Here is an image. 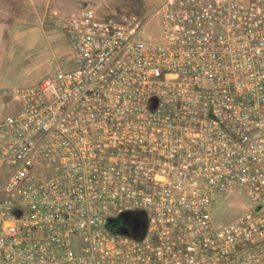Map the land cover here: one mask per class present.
Listing matches in <instances>:
<instances>
[{
	"label": "built area",
	"instance_id": "1",
	"mask_svg": "<svg viewBox=\"0 0 264 264\" xmlns=\"http://www.w3.org/2000/svg\"><path fill=\"white\" fill-rule=\"evenodd\" d=\"M144 1L69 19L70 68L8 93L0 264H264V0Z\"/></svg>",
	"mask_w": 264,
	"mask_h": 264
},
{
	"label": "rangeland",
	"instance_id": "2",
	"mask_svg": "<svg viewBox=\"0 0 264 264\" xmlns=\"http://www.w3.org/2000/svg\"><path fill=\"white\" fill-rule=\"evenodd\" d=\"M59 5L63 18L61 17L58 32L50 37L39 38L33 45V51L11 58L10 64L0 71V120L15 113L19 107L18 102L8 93L44 79L50 74L53 64H58L64 69L70 68L69 19L84 16L133 20L149 9L148 2L144 0H59ZM160 33V16H155L145 26L143 35L147 39L158 40ZM223 201L217 203L212 212V217L217 222H226L234 218L243 202L229 200L226 207L227 204ZM244 202L247 204L248 200Z\"/></svg>",
	"mask_w": 264,
	"mask_h": 264
},
{
	"label": "crops",
	"instance_id": "3",
	"mask_svg": "<svg viewBox=\"0 0 264 264\" xmlns=\"http://www.w3.org/2000/svg\"><path fill=\"white\" fill-rule=\"evenodd\" d=\"M61 9L59 0H0V71L33 51L39 38L58 32Z\"/></svg>",
	"mask_w": 264,
	"mask_h": 264
},
{
	"label": "trees",
	"instance_id": "4",
	"mask_svg": "<svg viewBox=\"0 0 264 264\" xmlns=\"http://www.w3.org/2000/svg\"><path fill=\"white\" fill-rule=\"evenodd\" d=\"M123 220V222L119 225V227H123L128 231H134V233H140L144 231L147 226L145 216L141 214H131L127 216H122L117 220Z\"/></svg>",
	"mask_w": 264,
	"mask_h": 264
},
{
	"label": "flooded vegetation",
	"instance_id": "5",
	"mask_svg": "<svg viewBox=\"0 0 264 264\" xmlns=\"http://www.w3.org/2000/svg\"><path fill=\"white\" fill-rule=\"evenodd\" d=\"M122 222H123L122 219H121V220H113V221H111V226H112V227H117V226H119Z\"/></svg>",
	"mask_w": 264,
	"mask_h": 264
},
{
	"label": "water",
	"instance_id": "6",
	"mask_svg": "<svg viewBox=\"0 0 264 264\" xmlns=\"http://www.w3.org/2000/svg\"><path fill=\"white\" fill-rule=\"evenodd\" d=\"M260 209V207L257 209V210H259ZM124 234H128V235H131V236H133V237H137L136 235H134V234H130V233H127V232H123Z\"/></svg>",
	"mask_w": 264,
	"mask_h": 264
}]
</instances>
